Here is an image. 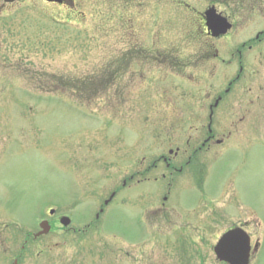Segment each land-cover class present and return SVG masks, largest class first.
I'll list each match as a JSON object with an SVG mask.
<instances>
[{
    "label": "rangeland",
    "instance_id": "374dc122",
    "mask_svg": "<svg viewBox=\"0 0 264 264\" xmlns=\"http://www.w3.org/2000/svg\"><path fill=\"white\" fill-rule=\"evenodd\" d=\"M73 1L72 11L46 0H0V264H140L132 202L145 187H119L103 200L135 168L134 158L183 147L185 137L199 141L209 95L226 86L224 62L212 74L215 39L199 14L209 0ZM216 4L234 20L218 46L241 42L264 22L260 9L246 14L242 4L233 18L228 0ZM121 41L136 44V59H116ZM242 88L241 78L233 91ZM245 101L224 97L211 128L221 137L230 131L239 144L260 139L231 144L224 155L226 143L218 155H196L190 167L207 171L211 188L224 185L228 201L202 225V256L178 264H224L210 244L248 217L247 229L262 241L250 264H264V100L243 112ZM49 205L55 210L48 216L65 213L71 221L50 219V231L33 238ZM143 243L164 255L163 244Z\"/></svg>",
    "mask_w": 264,
    "mask_h": 264
},
{
    "label": "flooded vegetation",
    "instance_id": "af4514ba",
    "mask_svg": "<svg viewBox=\"0 0 264 264\" xmlns=\"http://www.w3.org/2000/svg\"><path fill=\"white\" fill-rule=\"evenodd\" d=\"M262 8L263 10H261ZM256 9L261 10H258L260 13L258 16L264 17V0L251 3L250 8L245 10V13L255 12ZM232 24L234 27V20H232ZM230 36L229 32L212 38H215L213 42H217L221 38ZM213 42L210 50L211 59L214 61L212 74H216L218 71L217 64L220 60L226 66L225 74L228 78L226 86L222 90L216 89L209 95V113L211 112L213 115L223 98L229 96L230 93L234 97H246L241 111L251 110V106L256 101L264 100V22L248 33L239 43L233 44L227 41L224 45L218 46ZM106 53L111 54V51ZM114 53L116 59L133 61L137 56V46L132 41H121ZM224 53L226 58L222 56ZM241 78L243 88L240 94H235L233 86ZM244 119L245 116H241L238 121L242 123ZM211 120L204 124V135L198 139L199 141L185 137L183 138V147L176 145L174 149L172 147L167 148V153H154L152 151L146 156L134 158L133 165L135 168L124 175L120 186H116L114 194L119 191V187H145L142 192L134 191L132 202V207L136 210L132 237L136 250L139 251L135 254L136 258L134 255L135 262L145 264L146 258L152 255L148 264L153 261L154 264H178L179 261L190 263L189 257L202 256L198 243L202 238V225L208 221L209 215L210 222L214 221L212 215H217L215 219L218 217L220 211L218 209L228 201L227 198H224L227 190L223 194L224 185L217 187V189L215 186L211 188L207 184L209 173L204 169H193L190 166L193 161L197 160L196 155L201 150L208 149V151L213 152V155H218L220 153L217 152L218 146L226 143L228 146L225 148L227 150L222 153L224 155L228 152L231 144L237 143L232 142V137L229 136L230 131H228V135L216 136L211 128ZM259 139L260 137L253 138L255 141H259ZM253 140L251 139L250 143L239 144L240 140L236 145H248L249 147L254 144ZM226 141L230 142L227 143ZM166 143L170 144L171 141ZM143 161H146L145 164ZM159 164H163L164 168L157 169ZM224 182L226 183V179ZM250 221L249 218H244L238 223L246 226ZM154 224L156 225L155 230ZM143 240L150 241L148 244L150 248L163 244L162 253L164 255L162 257L153 256L152 250L145 251V248L142 249ZM256 240L254 238L252 241L249 261L257 251ZM211 246L212 243L210 249ZM145 247H147L146 244ZM172 257H176V259L172 261Z\"/></svg>",
    "mask_w": 264,
    "mask_h": 264
},
{
    "label": "water",
    "instance_id": "95a60500",
    "mask_svg": "<svg viewBox=\"0 0 264 264\" xmlns=\"http://www.w3.org/2000/svg\"><path fill=\"white\" fill-rule=\"evenodd\" d=\"M206 16L209 29H216L217 32H225L230 26L224 17L215 13L214 8L208 9ZM61 221L66 224L69 219L62 217ZM248 249L249 237L241 227H234L224 232L214 246L217 257L231 264H246Z\"/></svg>",
    "mask_w": 264,
    "mask_h": 264
},
{
    "label": "trees",
    "instance_id": "16d2710c",
    "mask_svg": "<svg viewBox=\"0 0 264 264\" xmlns=\"http://www.w3.org/2000/svg\"><path fill=\"white\" fill-rule=\"evenodd\" d=\"M212 1H220V2H223L224 0H212ZM229 1V0H228Z\"/></svg>",
    "mask_w": 264,
    "mask_h": 264
}]
</instances>
